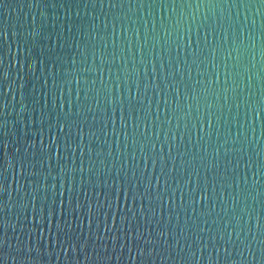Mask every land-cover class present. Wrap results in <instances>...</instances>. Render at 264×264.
I'll use <instances>...</instances> for the list:
<instances>
[{
    "label": "water",
    "instance_id": "1",
    "mask_svg": "<svg viewBox=\"0 0 264 264\" xmlns=\"http://www.w3.org/2000/svg\"><path fill=\"white\" fill-rule=\"evenodd\" d=\"M0 264H264V0H0Z\"/></svg>",
    "mask_w": 264,
    "mask_h": 264
}]
</instances>
